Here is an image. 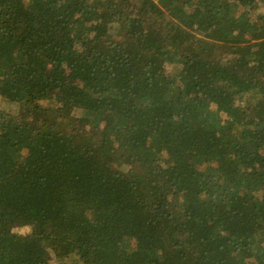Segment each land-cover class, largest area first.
Returning <instances> with one entry per match:
<instances>
[{"label":"trees","instance_id":"obj_1","mask_svg":"<svg viewBox=\"0 0 264 264\" xmlns=\"http://www.w3.org/2000/svg\"><path fill=\"white\" fill-rule=\"evenodd\" d=\"M260 5L0 0V264H264Z\"/></svg>","mask_w":264,"mask_h":264},{"label":"rangeland","instance_id":"obj_2","mask_svg":"<svg viewBox=\"0 0 264 264\" xmlns=\"http://www.w3.org/2000/svg\"><path fill=\"white\" fill-rule=\"evenodd\" d=\"M257 13H264V6L263 5L259 6ZM31 231H32L31 227H26V226H17L14 229V232H16L20 235H23V236L28 235Z\"/></svg>","mask_w":264,"mask_h":264}]
</instances>
